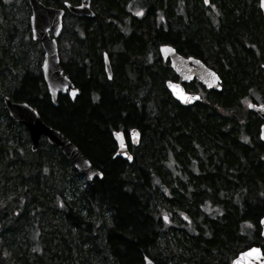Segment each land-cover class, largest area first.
Segmentation results:
<instances>
[{"label": "trees", "instance_id": "1", "mask_svg": "<svg viewBox=\"0 0 264 264\" xmlns=\"http://www.w3.org/2000/svg\"><path fill=\"white\" fill-rule=\"evenodd\" d=\"M123 1L100 0L102 18L85 19L92 30L77 43L94 49L81 47L80 68H68L73 101L61 95L53 106L39 76L19 80L23 62L15 77L0 63V264H229L251 245L264 254V141L246 106L264 103L258 0H142L141 31L128 36L103 17ZM108 44L119 46L108 49L117 56L111 80L101 63ZM159 44L213 65L221 90L189 83L202 100L179 104L165 87L173 74ZM2 95L34 107L101 178L88 183L46 140L32 151ZM122 126L140 133L130 163L112 155L110 128Z\"/></svg>", "mask_w": 264, "mask_h": 264}, {"label": "water", "instance_id": "2", "mask_svg": "<svg viewBox=\"0 0 264 264\" xmlns=\"http://www.w3.org/2000/svg\"><path fill=\"white\" fill-rule=\"evenodd\" d=\"M27 1L31 9L30 24L32 39L39 41L43 49V60L40 69L50 101L53 106H56L58 96L64 94H67L69 100L73 101L78 95V89L63 74L56 41V37L61 31L62 10H58L53 6H46L39 0ZM88 1L81 0L79 5L71 6L67 4V6L71 12L78 16H90L93 12L89 8ZM258 4L264 21V0H258ZM158 50L163 59L169 58L171 69L181 78L182 82L187 83L196 78L207 89L221 90L220 77L215 70L208 67L201 59L193 56L183 57L169 44H161ZM103 64L105 74L107 78H110L111 68L105 53L103 54ZM164 84L171 96L181 105H191L201 99L197 93L186 92L180 82L166 80ZM2 102L10 117L18 124L23 125L27 130L32 151L36 150L39 138L45 136L46 140L61 151L72 163L73 168L88 183H91L94 178L102 176L101 172L91 164L80 149L58 129L45 124L38 111L30 104L25 101L13 100L7 95L2 96ZM246 106L248 110L253 112L262 121L259 127V138L264 141V104L249 101ZM112 136L117 148L114 156H120L130 163L132 161V154L127 149L123 132L121 130H114ZM129 136L131 143L134 146H138L140 141L138 129L132 128L129 131ZM258 224L260 227V238L264 242V216L259 219ZM141 264H154V262L150 258L145 257ZM231 264H264L262 248L259 245L249 246L240 251L232 259Z\"/></svg>", "mask_w": 264, "mask_h": 264}, {"label": "flooded vegetation", "instance_id": "3", "mask_svg": "<svg viewBox=\"0 0 264 264\" xmlns=\"http://www.w3.org/2000/svg\"><path fill=\"white\" fill-rule=\"evenodd\" d=\"M39 1L42 4L46 5L45 3L46 0H39ZM51 1H54V4L46 5V6H53L58 10H62L61 31L56 37V41L58 44V55L60 58V65L63 69L64 74L69 77L68 71H71V70H68V68L72 69V71L76 67L80 68L78 62H79V59L81 58V55L83 54L80 51L81 47L87 49V46H88V49L90 48L94 49V46L92 45H87L85 47V46L78 45L77 42L79 40L80 34L90 32L92 30L91 28L86 29V21H85L86 18L91 19L93 17L96 18L97 16H99V18H102L100 11H98V7H97L100 5L101 2H99L100 0H89L88 1L89 8L93 12V14L90 16H87V15L78 16L77 14L69 10L67 4L71 6H76L81 3V0H51ZM0 3H3L4 10H6L5 8L8 9V12L0 11V31L3 34H5L7 36L8 41H10V44L0 45V63H3L5 65L7 64L10 67V72H12V75L15 77L16 72H15L14 65L16 64V61L18 60L19 62H23L26 68L19 74V77H18L19 80H22L25 74L35 75L37 76V78L39 76V78L41 79L43 83L46 94H47V89L43 82L41 69H40L41 62L43 59V51H42L40 42L32 39V31H31V24H30L31 9H30V5L28 1L27 0H0ZM17 9H21V11H17ZM108 13L109 14H106L103 17L105 19V23H109V22L111 23L113 27L111 31L114 34L128 36L130 34L138 35L140 33L141 28H142V21L145 15V8L142 4V0H124L123 2L119 3L117 6H112L111 9L108 11ZM81 22H83L85 26L81 27L80 26ZM91 22L92 21L88 23L87 25L88 27L89 25H91ZM17 25H19V28L16 27ZM16 36H18V43H19L18 51H16L15 49L16 48V43H15ZM70 36H72L74 41L76 42L75 45H70L68 43ZM58 40H59V43H58ZM118 47H115V45L112 46V44H108L106 46V50L101 51L102 74L105 76L107 80H111L113 77L112 60L116 59L117 57L116 50L113 53L112 52L108 53V49L118 48ZM31 48L34 49L35 51V58H36V60L34 61V64L36 67L34 68L35 71L31 70L30 65L28 66L27 64L29 62L28 57H30L29 51H31ZM173 48L176 50L174 46ZM176 52L178 51L176 50ZM104 53L110 63V68H111L110 78H107L105 74V70H104V64H103V54ZM180 55H182L183 57L192 56V55H183V54H180ZM158 56L162 59L163 62H166L168 64L170 70L172 71L173 77L170 78V80L180 81V78L173 72V70L170 67L169 58L163 59L162 56L160 55L159 50H158ZM201 61L203 60L201 59ZM74 63H76L77 65L75 66ZM66 68H67V71H66ZM3 74L4 72L0 71V80L4 78L5 75ZM192 81H195V80H192ZM184 87L188 92H195L192 89H190V87H187L186 85ZM199 94L202 97L204 95V94L202 95V93H199ZM64 95L67 98H69L67 94H64ZM132 128L134 127H128L126 129H124L123 126L121 128L116 127L115 129L112 127L110 128L111 137L115 145L114 152L112 153L113 156L117 150L115 140L112 136V132L114 130H121L123 132V136H124V139L127 145V149L133 155V144L131 143L130 136H129V131ZM27 138L29 139L28 133H27ZM44 140H46L45 136H41L39 138V144H42ZM29 146H30V139H29ZM232 259L233 257L230 259L229 264H231Z\"/></svg>", "mask_w": 264, "mask_h": 264}, {"label": "rangeland", "instance_id": "4", "mask_svg": "<svg viewBox=\"0 0 264 264\" xmlns=\"http://www.w3.org/2000/svg\"><path fill=\"white\" fill-rule=\"evenodd\" d=\"M29 56L30 57H28V60H29L28 66L30 65V67H32V69L35 71L34 68H36V67H35L34 61L36 60V58H35V51H34V49L31 48V51H29ZM210 66H213V65H210Z\"/></svg>", "mask_w": 264, "mask_h": 264}, {"label": "snow or ice", "instance_id": "5", "mask_svg": "<svg viewBox=\"0 0 264 264\" xmlns=\"http://www.w3.org/2000/svg\"><path fill=\"white\" fill-rule=\"evenodd\" d=\"M205 2L207 3L208 2V0H205ZM213 75H215V73H213ZM255 251V250H254Z\"/></svg>", "mask_w": 264, "mask_h": 264}]
</instances>
